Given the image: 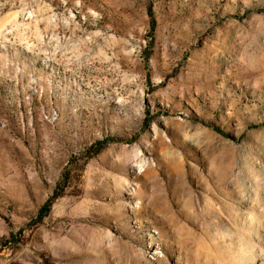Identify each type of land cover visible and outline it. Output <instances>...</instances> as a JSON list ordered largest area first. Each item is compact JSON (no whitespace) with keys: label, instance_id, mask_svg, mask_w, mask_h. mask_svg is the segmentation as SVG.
Wrapping results in <instances>:
<instances>
[{"label":"rangeland","instance_id":"rangeland-1","mask_svg":"<svg viewBox=\"0 0 264 264\" xmlns=\"http://www.w3.org/2000/svg\"><path fill=\"white\" fill-rule=\"evenodd\" d=\"M0 264H264V0H0Z\"/></svg>","mask_w":264,"mask_h":264}]
</instances>
